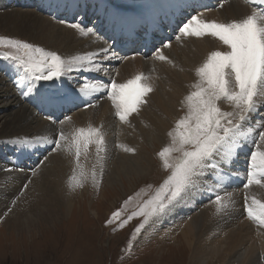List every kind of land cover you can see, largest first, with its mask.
Returning a JSON list of instances; mask_svg holds the SVG:
<instances>
[{"label": "bare ground", "instance_id": "obj_1", "mask_svg": "<svg viewBox=\"0 0 264 264\" xmlns=\"http://www.w3.org/2000/svg\"><path fill=\"white\" fill-rule=\"evenodd\" d=\"M9 1L14 3L12 8H19L7 9L3 1H0V9H2L0 29L28 37L34 44L45 47L47 52L56 53L65 62L66 67L69 66V62H72L70 66L73 69L80 67L75 62L76 57L99 52L109 45L115 49L119 57L123 58L105 60L104 70L100 73L73 71L61 78L73 87L77 82L85 81V78H88L86 81L88 83H103L110 78H114L117 83H126L133 79L132 77L141 74L147 78L143 83H147L153 91L144 98L147 103L138 106L139 112L129 116L128 122L119 120L113 101L107 98L103 91L99 93L89 91L84 97L85 101L92 102V107L85 108L77 101L75 104L66 102L64 107L51 110L34 104L31 94L28 97L22 95V91H27L28 88L27 73L21 77L20 89L12 76L13 70L17 68L12 67L11 64H1L0 196L2 198L0 204L4 206L10 199L20 198L23 199L20 204L27 205L32 217L43 209L46 219L50 213L47 209L50 207L56 209L55 207L59 206L60 211L69 209L71 193H67V179L77 171L79 173L84 171L93 177L94 172L101 171L99 170L101 161L94 143L90 144L87 150L81 146L79 165H77V162L74 163L76 158L70 159L69 154L67 156L65 154L67 152H60L62 149L57 148L53 152L54 144L51 141L62 132L65 139L60 141L62 143L60 146L75 156L76 147L73 137L81 128L98 129L102 134L106 148L101 154L105 157L102 163L103 166L106 163L108 170L105 171L108 172L106 185L121 184L125 194V188L131 187L129 184L134 185L132 182L134 183L136 179L144 178L152 172L154 161L150 149L155 148L157 144L165 143L170 129L187 111L186 108L184 110L182 101L196 90L193 86L199 82L196 75L197 68L202 66L212 51H224L227 50L226 47L211 36L181 37L169 48L162 50L168 57L167 61L162 62L155 56L153 59L150 58L154 50L148 47L149 44L153 45V42L163 38L158 33L139 34L137 41L126 37V46L121 43L116 46L115 39L111 40V37L116 36L117 30L114 31L97 11L96 0ZM221 1H226V4L220 9L218 7ZM176 2L177 0H158L155 10L143 22H149L150 17L157 19L160 15L167 16V23L162 27L166 26L165 34L171 35L173 30L168 28L169 23L173 21L177 27V18H183L174 8L169 7ZM246 3L248 5L245 7ZM137 5L142 4L129 0L118 5L109 2L110 8L119 9L128 15L139 12ZM257 6L248 3V0H195V7L186 10L183 15L199 12L201 19L205 21L228 23L246 18L257 9ZM78 11L84 15L85 22L81 25L83 31L69 26V23H76V19L80 16H75ZM65 12L73 20L65 22L68 18L60 16ZM173 12H176V15H173ZM55 16H59L60 20H56ZM93 25L99 30L93 28L92 32H88L87 28ZM133 27L130 28L131 31ZM142 28L136 30L132 37H135ZM134 50L138 51L135 53ZM146 55L147 57H144ZM95 77L99 78L98 81L94 79ZM55 83L60 86L59 81ZM70 107H75V110L78 107L77 109L81 108V110L69 113ZM220 107L225 112L235 110L227 101H221ZM50 113L52 118H46ZM66 117H69L68 122L65 121ZM54 119L57 120L56 123H53ZM36 137L46 138L48 143L41 141L33 148H21L12 143L18 138ZM248 143L251 144L250 139ZM124 148L134 149L135 154L125 152ZM250 150V147H245L239 159L231 165V168L239 173V177L229 176L218 186L208 184L197 187L180 201L173 211L159 214L153 219L146 234L141 237L142 241L153 236V238L159 237L162 241L170 239L177 242L178 237L174 233L178 227H184L180 234L183 244L182 247L177 248V251L180 250L179 257L182 260L187 259L189 253L188 264H262L264 228L259 229L257 223L251 222L243 207L246 196L249 203L253 198L264 203V186L254 184L248 189L242 187L248 164L247 154ZM108 155H111V161H106L109 160ZM27 160L28 162L25 163ZM36 166H39V169L27 179L30 169ZM124 181L129 184L126 186ZM24 185L25 187H22ZM213 187L216 191L209 190ZM217 192L222 196L221 204L226 205L219 212H217L218 205L214 202ZM20 199L16 203H19ZM189 212L193 214L186 218ZM51 213L53 215L55 211ZM163 222L172 223L166 225L165 229H160L159 223Z\"/></svg>", "mask_w": 264, "mask_h": 264}, {"label": "snow or ice", "instance_id": "obj_2", "mask_svg": "<svg viewBox=\"0 0 264 264\" xmlns=\"http://www.w3.org/2000/svg\"><path fill=\"white\" fill-rule=\"evenodd\" d=\"M248 3L264 6V0H248ZM101 5H103L102 9ZM96 6L105 22L114 31L119 29L121 32L145 20L156 7L150 3L142 4L139 12L128 15L119 9L110 8L109 0H97ZM169 7L183 16L182 19H177L174 35L176 41L181 37L211 36L227 50L212 51L202 66L196 70L199 78V82L193 86L196 90L182 101L187 111L168 133L172 138V146L164 147L158 153L164 169L170 170V174L156 194L136 213L145 217V222L149 217L173 211L180 201L199 186L208 184L218 186L229 176L239 177V173L232 169L231 165L239 159L245 147H250L251 150L247 154L248 164L242 187L248 189L254 184L264 186V113H262L264 110V8L254 9L250 15L239 21L221 23L205 21L201 19L199 13L183 15L186 10L195 7V0H177ZM219 7H223V3ZM173 15H176V12H173ZM69 26L84 30L79 23H72ZM93 28L97 26L93 25L87 28V31L92 32ZM0 45L24 50L28 56L27 60L16 56L5 59L16 62L17 69L28 74V88L27 91H22V95L28 97L31 94V99L43 107L55 110L64 107L66 102L75 104L77 101L85 108L92 107V102L85 101L84 97L89 91L97 93L103 91L107 98L113 101L119 120L128 122L129 116L138 111L139 105L147 103L144 98L153 91L147 83H142L147 79L143 75H137L126 83H117L114 78L103 83H88L86 82L88 78H85V81L77 82L75 87L61 79L73 71L102 72L105 60L121 59L111 45L99 52L76 57L75 62L80 67L75 69L70 66L72 62L66 67L65 62L56 53L44 52L43 49L34 48L29 43L0 38ZM170 46V38L161 39L159 47L153 45L155 58L162 62L167 61L168 57L162 50ZM94 79L98 81L99 78ZM41 81L53 83L43 85ZM55 81L60 82L59 87ZM221 101L229 102L235 110L222 111ZM46 118L51 119V113ZM56 122L57 120L54 119L53 123ZM64 139V134L60 132L58 139L51 143L55 148H59L60 141ZM249 139L251 144L248 143ZM41 141L48 143L46 138L42 137L18 138L12 143L21 148H33ZM73 143L76 147L77 165H79L81 146L87 150L90 144H95L102 173V162L105 157L101 154L106 148L99 130L78 129L73 137ZM55 148L52 150L54 151ZM123 150L135 154L132 148ZM173 153L180 155L173 157ZM93 175L95 176V173ZM209 190L216 191V188ZM221 200L222 196L217 192L214 198V202L218 205L217 212L226 207L221 204ZM244 208L249 218L258 220L264 226V203L255 198L249 203L246 196ZM119 215L120 213L116 212L113 218ZM111 222L110 219L109 223ZM143 227L144 224H141L135 232L139 233Z\"/></svg>", "mask_w": 264, "mask_h": 264}, {"label": "rangeland", "instance_id": "obj_3", "mask_svg": "<svg viewBox=\"0 0 264 264\" xmlns=\"http://www.w3.org/2000/svg\"><path fill=\"white\" fill-rule=\"evenodd\" d=\"M0 1H3L7 9L17 10L19 8H12L14 4L12 1ZM124 1L128 0H109L112 5L125 3ZM136 3L138 4V2ZM220 3H223L224 6L226 1ZM246 5L248 4L246 3L245 7ZM44 16L49 17L48 15ZM0 38L19 40L47 52L45 47L34 44L28 37L14 35L2 29H0ZM33 55L38 56L39 54ZM13 56L24 60L28 59L23 49L18 50L0 45V65L10 64L8 63L10 59L5 58ZM154 56L153 51L150 58L153 59ZM144 57H147V55ZM77 108L75 111L81 110V108ZM72 111H69V113ZM185 113H183V116ZM65 121L68 122L69 118H66ZM173 129L174 127L170 131ZM55 139H58V135L54 137ZM172 143V138L168 135L164 144H157L155 148L150 149L151 158L154 161L152 172L144 178L136 179L134 183L132 182L134 185L124 181L126 186L128 184L131 186L125 188V194L123 193L124 187L121 184L106 185L108 172L105 171L108 170L106 163H104V172L96 171V173L94 172L95 176L92 175L93 177L87 175L88 173H84V171H82L83 173L80 171L81 174L77 171L69 176L67 179V193H71L70 210L65 208L60 211L59 206L55 207L57 210L50 207V209H47L50 211L47 215L52 217H47L48 220L43 209L32 217L31 212L26 207L27 205L25 203L20 204L23 199L12 198L4 206L0 204V264H188L189 253L186 252L187 259L182 260L179 257L180 250L177 251V248L183 244L180 234L184 227H178L174 233L178 237L177 242L170 239L162 241L159 237L153 238V236H149L142 241L141 237L146 234L150 222L159 214L149 217L147 222H145V217L136 215L140 207L156 194V191L170 174V170L164 169L158 153L164 147L172 146ZM60 145H62L61 142ZM58 149H62L60 152H67L65 153L66 156L69 154L68 157L74 159V154L68 153L62 146ZM179 155V153H173V157ZM110 157L111 155H108L107 159L109 160L106 161H111L112 158ZM27 162L28 160L25 161V163ZM38 169L39 166L32 167L26 178L28 179L29 175L32 177ZM22 187H25V185ZM1 198L2 196H0V201ZM18 199H20L19 203H16ZM53 210L55 213L51 215ZM116 212H119L120 215L113 218V214ZM189 213H187L186 218L193 214L192 212ZM55 218L56 220H54ZM110 219L112 220L111 223H109ZM252 219L250 218V221L257 223V226L260 227L256 228H264L258 220ZM170 223H159L160 229H165L166 225ZM141 224H144V227L139 233H136L135 229Z\"/></svg>", "mask_w": 264, "mask_h": 264}]
</instances>
